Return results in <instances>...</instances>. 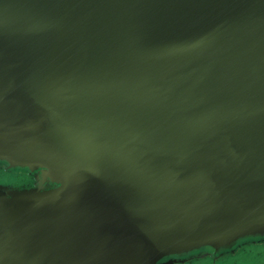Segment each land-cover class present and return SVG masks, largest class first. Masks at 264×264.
Returning <instances> with one entry per match:
<instances>
[{"label":"water","instance_id":"obj_1","mask_svg":"<svg viewBox=\"0 0 264 264\" xmlns=\"http://www.w3.org/2000/svg\"><path fill=\"white\" fill-rule=\"evenodd\" d=\"M0 161V264L264 236V0H0Z\"/></svg>","mask_w":264,"mask_h":264},{"label":"flooded vegetation","instance_id":"obj_2","mask_svg":"<svg viewBox=\"0 0 264 264\" xmlns=\"http://www.w3.org/2000/svg\"><path fill=\"white\" fill-rule=\"evenodd\" d=\"M0 164L10 172L15 170L8 168L6 162L0 161ZM29 173V184L21 185L9 182L1 183L0 186H6L8 189L34 186L48 189L55 186L52 182L43 181L39 171ZM37 175H39V179H37ZM156 264H264V236L246 237L228 248L216 249L205 246L183 254H173L160 259Z\"/></svg>","mask_w":264,"mask_h":264},{"label":"rangeland","instance_id":"obj_3","mask_svg":"<svg viewBox=\"0 0 264 264\" xmlns=\"http://www.w3.org/2000/svg\"><path fill=\"white\" fill-rule=\"evenodd\" d=\"M30 173L25 168H16L13 172H10L2 167L0 164V184L15 182L21 185L29 184Z\"/></svg>","mask_w":264,"mask_h":264}]
</instances>
